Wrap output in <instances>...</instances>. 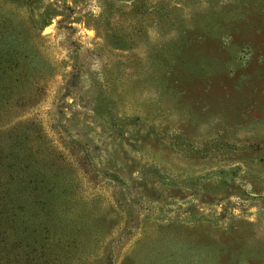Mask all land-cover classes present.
Here are the masks:
<instances>
[{
  "label": "rangeland",
  "instance_id": "1",
  "mask_svg": "<svg viewBox=\"0 0 264 264\" xmlns=\"http://www.w3.org/2000/svg\"><path fill=\"white\" fill-rule=\"evenodd\" d=\"M0 264H264V0H0Z\"/></svg>",
  "mask_w": 264,
  "mask_h": 264
}]
</instances>
